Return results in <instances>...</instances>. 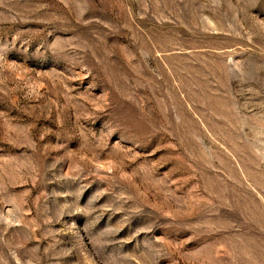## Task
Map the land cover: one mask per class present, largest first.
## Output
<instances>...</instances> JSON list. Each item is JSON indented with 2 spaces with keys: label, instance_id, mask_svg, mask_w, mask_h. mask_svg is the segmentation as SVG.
<instances>
[{
  "label": "rangeland",
  "instance_id": "374dc122",
  "mask_svg": "<svg viewBox=\"0 0 264 264\" xmlns=\"http://www.w3.org/2000/svg\"><path fill=\"white\" fill-rule=\"evenodd\" d=\"M0 264H264V0H0Z\"/></svg>",
  "mask_w": 264,
  "mask_h": 264
}]
</instances>
